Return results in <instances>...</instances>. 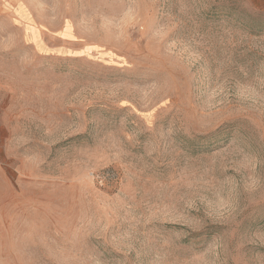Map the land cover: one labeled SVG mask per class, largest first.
I'll return each mask as SVG.
<instances>
[{
    "label": "rangeland",
    "instance_id": "obj_1",
    "mask_svg": "<svg viewBox=\"0 0 264 264\" xmlns=\"http://www.w3.org/2000/svg\"><path fill=\"white\" fill-rule=\"evenodd\" d=\"M0 264H264V0H0Z\"/></svg>",
    "mask_w": 264,
    "mask_h": 264
}]
</instances>
